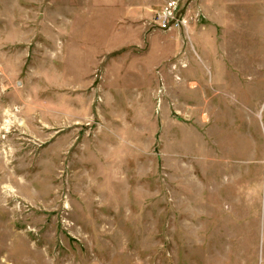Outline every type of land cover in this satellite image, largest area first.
Segmentation results:
<instances>
[{"label": "rangeland", "instance_id": "374dc122", "mask_svg": "<svg viewBox=\"0 0 264 264\" xmlns=\"http://www.w3.org/2000/svg\"><path fill=\"white\" fill-rule=\"evenodd\" d=\"M166 1L0 0V264H264V0Z\"/></svg>", "mask_w": 264, "mask_h": 264}, {"label": "built area", "instance_id": "2783aa9c", "mask_svg": "<svg viewBox=\"0 0 264 264\" xmlns=\"http://www.w3.org/2000/svg\"><path fill=\"white\" fill-rule=\"evenodd\" d=\"M197 0H167L155 13L154 22L161 31H185L197 19Z\"/></svg>", "mask_w": 264, "mask_h": 264}, {"label": "crops", "instance_id": "0c3cea01", "mask_svg": "<svg viewBox=\"0 0 264 264\" xmlns=\"http://www.w3.org/2000/svg\"><path fill=\"white\" fill-rule=\"evenodd\" d=\"M226 2V3H225ZM214 4H217V5H220V6H222V5H227V6H229L230 5V1L229 0H224V1H221V0H215L214 2H213ZM211 1H208V0H205L204 2H203V9H202V11H204V16H207L208 15V11H209V7L211 6V5H214ZM199 7V5L197 4L196 5V8H198ZM226 6V9H228V7ZM203 13V12H202ZM205 33V32H204ZM203 33V34H204Z\"/></svg>", "mask_w": 264, "mask_h": 264}]
</instances>
